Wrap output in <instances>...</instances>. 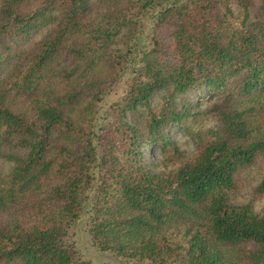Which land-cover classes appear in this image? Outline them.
I'll return each mask as SVG.
<instances>
[{
	"label": "trees",
	"instance_id": "trees-1",
	"mask_svg": "<svg viewBox=\"0 0 264 264\" xmlns=\"http://www.w3.org/2000/svg\"><path fill=\"white\" fill-rule=\"evenodd\" d=\"M11 62L0 77V264H90L70 240L80 219L123 260L264 264V175L250 200L232 201L264 160V0H0V70ZM205 88L215 123L186 159L168 127L190 114L179 97ZM157 144L177 167L155 171L145 152Z\"/></svg>",
	"mask_w": 264,
	"mask_h": 264
},
{
	"label": "rangeland",
	"instance_id": "rangeland-1",
	"mask_svg": "<svg viewBox=\"0 0 264 264\" xmlns=\"http://www.w3.org/2000/svg\"><path fill=\"white\" fill-rule=\"evenodd\" d=\"M50 26L41 27L32 31L27 39L28 43L38 41L47 33ZM150 22L147 21V28L140 36L139 45H148L150 39L147 36L150 33ZM13 62L7 63L3 69L0 70V77H4L11 69ZM129 77V74H128ZM125 75L121 81H117L109 89L104 99L100 102L97 122L100 124L104 120V116L111 110V105L117 101H121L126 94ZM188 97L190 114L183 118L181 123L173 124L168 127V135L172 141L179 148L184 158L193 157L199 150L200 136L198 132L212 127L215 123L213 117L206 113V109L215 98L207 89H194L188 91L179 97ZM161 99V93L158 92L152 98V104L156 105ZM183 104V103H182ZM181 107V106H179ZM166 152L161 145L157 144L153 149L145 152V159L148 160L155 171H165L177 167L178 164L165 159ZM11 163H4L6 172L9 171ZM264 175V160L259 159L252 167L243 173L246 180L245 187L232 200L235 204H242L252 197V193L256 186L259 185ZM87 204L91 197L86 194ZM254 210L258 213L264 211V193L261 197L255 200ZM78 233L76 236L70 237V240L75 243L76 249L81 257L89 261L90 264H149L147 262H137L135 260H123L114 254L103 252L93 243L92 237L88 231L89 227L85 219H80L78 225Z\"/></svg>",
	"mask_w": 264,
	"mask_h": 264
}]
</instances>
